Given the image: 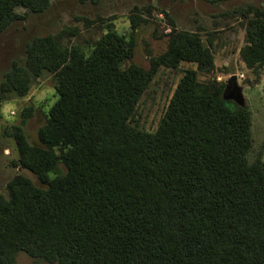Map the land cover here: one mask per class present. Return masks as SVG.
I'll return each mask as SVG.
<instances>
[{"label":"trees","instance_id":"1","mask_svg":"<svg viewBox=\"0 0 264 264\" xmlns=\"http://www.w3.org/2000/svg\"><path fill=\"white\" fill-rule=\"evenodd\" d=\"M48 4L0 0V32L24 18L17 8ZM261 29L248 32V66L264 65ZM178 38L175 62L209 70L200 39ZM132 49L108 33L84 56L46 35L4 74L5 90L24 95L52 73L58 98L38 131L41 145L17 141L41 186L17 176L8 198L0 195V264H16L18 251L58 264H264V160H246L248 110L228 108L225 84L199 83L188 70L154 132L129 125L159 63L144 72L128 63Z\"/></svg>","mask_w":264,"mask_h":264},{"label":"rangeland","instance_id":"2","mask_svg":"<svg viewBox=\"0 0 264 264\" xmlns=\"http://www.w3.org/2000/svg\"><path fill=\"white\" fill-rule=\"evenodd\" d=\"M0 32V195L8 198L7 185L17 176L41 186L35 173L20 162L18 139L41 145L39 129L48 119L58 98L56 77L44 72L35 77L27 92L18 95L5 90L4 74L13 62L25 64L29 43L50 35L60 46H76L88 56L102 35L115 33L133 44L132 62L149 72L153 61L156 73L127 120L129 125L154 132L184 73L196 70L199 83L218 86L233 74L240 86L250 116V164L264 160V65L248 66L242 57L248 32L261 27L264 36V0H49L42 11L26 12ZM197 36L208 51L209 70L198 71L194 61L179 58L171 49L178 36ZM172 57V58H171ZM127 63V62H126ZM230 109L236 103L227 100ZM60 167L64 169L61 164ZM16 264H58L23 251L15 254Z\"/></svg>","mask_w":264,"mask_h":264},{"label":"water","instance_id":"3","mask_svg":"<svg viewBox=\"0 0 264 264\" xmlns=\"http://www.w3.org/2000/svg\"><path fill=\"white\" fill-rule=\"evenodd\" d=\"M224 100H232L237 105L243 106L244 100L240 86L236 82V75L233 74L226 80L225 88L222 93Z\"/></svg>","mask_w":264,"mask_h":264}]
</instances>
